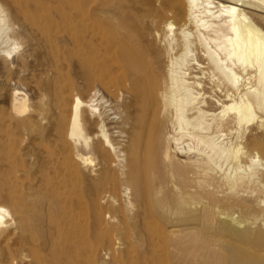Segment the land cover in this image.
I'll list each match as a JSON object with an SVG mask.
<instances>
[{
    "label": "bare ground",
    "instance_id": "obj_1",
    "mask_svg": "<svg viewBox=\"0 0 264 264\" xmlns=\"http://www.w3.org/2000/svg\"><path fill=\"white\" fill-rule=\"evenodd\" d=\"M55 1L35 80L0 15V264L264 252V0Z\"/></svg>",
    "mask_w": 264,
    "mask_h": 264
},
{
    "label": "rangeland",
    "instance_id": "obj_2",
    "mask_svg": "<svg viewBox=\"0 0 264 264\" xmlns=\"http://www.w3.org/2000/svg\"><path fill=\"white\" fill-rule=\"evenodd\" d=\"M57 7L58 3L55 0H0V15L8 16L9 19L11 18L9 21L11 28L7 31V34L19 43L18 47H15L13 45V42L5 46L13 51L12 55L9 58V61H12L14 65V69L12 70L13 72L18 70V68H16L18 65V58L20 54H22L26 49H34V51L32 53V56L30 57L29 65L24 69L23 73L30 75L32 79L35 80L44 69V65L46 63L44 62V39L41 34L38 33L32 23L38 19V13L42 11H52ZM18 31H22L23 33L21 32L16 36L15 32ZM3 56V53H0V87L3 88V91L5 93L4 97H6L9 88V82H7L6 78L12 73V71H9L5 67ZM32 83L33 84L31 85L34 86V82ZM26 89H28L27 91L30 96L35 95L34 87H31V89L27 87ZM6 103L7 101L4 102L0 100V107H2L4 104L7 105ZM196 202L199 201L196 200ZM6 205L8 204L6 203ZM200 209L201 205L199 203L195 204V207L192 209L190 207H187L186 205H179L174 218L176 220H192L198 215ZM218 224L221 225L220 222H218ZM3 248L4 244L0 238V260ZM228 253L229 258L233 259L235 262L246 261L248 264H261L263 262L262 264H264V252L251 253L249 251L238 248L237 245H232L229 248ZM4 264L25 263L18 259V257H15L12 261H7Z\"/></svg>",
    "mask_w": 264,
    "mask_h": 264
}]
</instances>
